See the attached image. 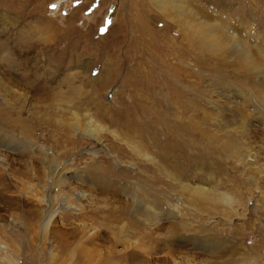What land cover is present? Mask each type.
<instances>
[{"label":"rangeland","instance_id":"1","mask_svg":"<svg viewBox=\"0 0 264 264\" xmlns=\"http://www.w3.org/2000/svg\"><path fill=\"white\" fill-rule=\"evenodd\" d=\"M153 3L0 0V133L11 138L0 140V264H97L109 250L120 259L107 264H174L178 253L214 264L227 255L212 258L195 245L216 239L232 250L260 247L264 262V75L259 65L242 68L234 43L264 55V0H177L185 21ZM199 32L218 34L223 45L207 47ZM137 35L156 56L147 80ZM152 101L170 115L180 106L189 113L185 155H161L148 132L119 117ZM233 121L244 122L246 136ZM86 126L99 141L83 135ZM256 153L253 171L248 157ZM50 160L65 178L91 179L100 202L90 208L47 178ZM194 188L218 201L194 199ZM143 207L160 214L156 227Z\"/></svg>","mask_w":264,"mask_h":264},{"label":"bare ground","instance_id":"2","mask_svg":"<svg viewBox=\"0 0 264 264\" xmlns=\"http://www.w3.org/2000/svg\"><path fill=\"white\" fill-rule=\"evenodd\" d=\"M152 2H154V6L160 11L162 12L163 14H169V12L171 13H179L181 15V18H179V21H185V18L182 16L184 15V10L183 9H180L178 8V6L175 4L177 2L173 1V0H151ZM187 2V1H186ZM192 10V9H191ZM188 12V11H187ZM197 13V12H196ZM195 13V14H196ZM186 14V13H185ZM193 14V13H192ZM177 18H178V15H175ZM176 17H173V20L176 18ZM200 17V15H199ZM201 20V19H200ZM199 20V21H200ZM204 20V19H203ZM202 20V21H203ZM140 22V21H139ZM221 23V22H220ZM227 23V22H226ZM143 24V23H142ZM233 24V23H232ZM186 26V25H185ZM189 26V25H188ZM230 26V25H229ZM225 27V26H224ZM227 27V26H226ZM233 27V26H232ZM234 28V27H233ZM190 29V28H189ZM235 29V28H234ZM139 31V30H138ZM195 33L197 34V30L195 29L194 30ZM137 32V31H135ZM227 32V31H226ZM138 33V32H137ZM141 33V32H140ZM250 33V32H249ZM139 34V33H138ZM229 34V33H228ZM199 35H200V41H202L207 47L209 46L214 48V49H220V46L223 45V42L220 41V38L221 36H218V34H215V35H210L209 32H199ZM235 35V34H234ZM138 37H136V42H135V50L134 51H139L140 52V55L139 57H141L143 60H142V63H139L138 64V70L139 71V76L141 78V80H147V78L152 75V73H155L157 72V66L155 64V61H154V57H150L149 55H151V52L149 50V48L151 47V43L150 41H147L146 39H144L143 37H141L140 35H137ZM227 36V35H226ZM141 38L142 39V42L140 43L139 45V42L137 40V38ZM134 38V37H133ZM139 38V39H140ZM225 38V37H224ZM230 38V37H229ZM235 38V37H234ZM244 38V37H243ZM227 39V38H226ZM233 39V37H232ZM248 39V37H247ZM223 40V38H222ZM229 41V40H228ZM231 41V40H230ZM254 41V40H253ZM264 42V40H263ZM235 44H237L238 46V49L236 51L237 52H241V54H237L236 56V59L238 60V63H240V65L242 66V68H244L246 71H252L255 70L256 71V67L257 65H259L258 67H261L262 69V72L260 71V73H263L264 75V55L261 54L257 57V56H253L251 54V49L250 47L252 48V44L250 45L249 47V43H244V44H240L239 42L237 41H234ZM263 44V43H262ZM133 46V45H132ZM129 47V46H128ZM131 48V47H130ZM228 49V48H227ZM232 49V48H231ZM128 50V49H127ZM231 53V52H230ZM156 54L153 53V55ZM258 54V53H256ZM152 58V59H151ZM126 59V58H125ZM131 62V61H130ZM123 63V62H122ZM130 64V63H129ZM261 64V66H260ZM150 66V67H149ZM146 67H149V69L147 70ZM161 67H165V64L162 65ZM258 72V71H257ZM262 75V74H261ZM190 76V75H188ZM181 77V75H180ZM186 78V77H185ZM184 77H182V79H185ZM8 82V81H7ZM149 83V81H147ZM173 82V81H172ZM187 82V81H186ZM45 83V82H44ZM188 83V82H187ZM190 83V82H189ZM11 85V84H10ZM46 88L43 87V90L39 89V91H43L45 92ZM147 92H148V89H147ZM232 94V93H231ZM174 95H176V92L175 91H171V93L169 94L170 97H174ZM180 95H182L180 93ZM221 96V95H220ZM224 98L226 99V106L224 108V111L228 112V115H230V113L234 116H230L232 119L233 117L236 118L235 114L232 113V110H231V107H230V104L233 103L230 101V98L229 96H224L222 95L221 98ZM228 97V98H227ZM178 97H175V98H169L170 100H173V101H176ZM149 101V100H148ZM173 101H171L173 103ZM188 101V100H187ZM189 102V101H188ZM187 102V103H188ZM231 102V103H230ZM175 104V103H173ZM183 104V103H182ZM159 105H162L161 103H157V102H154L152 101L151 104L149 105H139V108L138 106L135 108L133 107L131 112H132V115L129 114V113H121V115L119 116L121 118V120L125 123V125L127 127H133L135 129H140L138 130V133L142 136H145L148 132V134L151 136V139L153 138L155 140V143L158 148V151L161 155L164 156L163 153H169V152H175L177 153L179 156H183L185 155V151H184V147L186 145L187 142H189V133L186 132V127L188 126L189 127V121L186 122V119H187V115H189V113L185 110V109H182L181 106L178 107V108H174V111L176 112H173L172 115H170V113H167L166 110H164L163 107H160ZM148 106V107H146ZM185 106V105H184ZM187 107V106H186ZM254 110V109H253ZM219 112H221V109H219ZM144 113H145V116L148 114L150 115V117H148L149 120H145L144 122V125L143 127H141L142 123L140 124L139 126V122H140V119H142V117L144 116ZM147 113V114H146ZM147 115V116H148ZM258 115V114H257ZM133 116V117H132ZM243 116V115H242ZM144 118V117H143ZM201 118V117H200ZM179 121H177V120ZM258 119V118H257ZM235 120V119H234ZM237 120V119H236ZM149 121V122H148ZM195 124V123H194ZM233 125H236L238 127L239 130H242L244 136H246L245 134V125H244V122H241V121H233L232 122ZM1 125V124H0ZM149 125V126H148ZM196 125V124H195ZM258 125V124H257ZM148 126V127H146ZM95 128H98L97 130L99 129H103L102 126L100 125H94ZM158 127L161 128V133L159 132L158 130ZM6 128V127H5ZM76 130H79L78 127H75ZM85 131L83 130V135L87 136V137H93L95 138L97 141H99V138H98V135L97 133L95 132L94 129L90 128L89 126H86L85 127ZM8 129V128H7ZM134 130V129H133ZM142 131V132H141ZM237 131V130H236ZM146 133V134H145ZM237 133V132H235ZM240 134H242L241 132H239ZM145 134V135H144ZM161 134L163 135V141L160 140V136ZM203 134H205V132H203ZM239 135V134H238ZM243 137V136H242ZM248 137V136H247ZM140 138V137H139ZM238 138V136H237ZM9 139L10 136L7 135V134H2L0 133V140H3L4 142H8L9 143ZM128 139V138H127ZM14 141V140H13ZM134 141V140H133ZM132 141V142H133ZM10 142H12L10 140ZM234 142V141H233ZM138 143V142H137ZM232 143V142H231ZM134 146V151L137 153L139 150L135 147V143H133ZM142 144V143H141ZM7 148V147H6ZM189 149V148H188ZM231 149V148H229ZM251 151V150H250ZM249 151V152H250ZM256 152V151H255ZM260 154V152L258 153ZM257 153L256 154H252L253 157H251L249 155L248 158H250V167L253 171H258V169L256 168V166L258 165V161L261 160V158L259 159H255L254 157L256 155H258ZM146 156V155H144ZM259 157V156H257ZM147 158V157H146ZM245 158V157H244ZM246 159V158H245ZM264 160V157L262 158ZM0 161L2 162V159H0ZM51 162H49L48 164L46 163L47 161H42L43 164H47L46 167L44 168L45 170V176L47 178L49 177H52L54 180V182H58L59 184L63 185L64 187L66 186L67 187V192H70L68 194L71 195V190H72V194L74 193V195L76 196V198L78 200H85L86 202V205L89 206L91 208V203H95V204H98V201L96 199V196L95 195H91V186H92V181L91 179L89 180H86L83 181L80 179V175H78L76 177L75 174H71L68 178H65L63 177V175L61 174V170L59 168V163L56 162L55 160H50ZM4 162V161H3ZM245 162L242 158L241 160V163ZM248 162V161H246ZM161 165V164H160ZM182 166V165H181ZM161 167H166L164 165H161ZM165 175L174 180L175 178V174H173L171 171L165 169ZM78 173V172H77ZM262 173H258V178H262ZM1 176V175H0ZM264 177V176H263ZM51 180V179H50ZM49 180V181H50ZM77 182V183H76ZM253 182L256 183V180L253 179ZM88 184L86 187H90L88 189H83L82 185L83 184ZM75 184V185H73ZM194 191V199H196L197 197H205V198H208L210 201H218L217 198H215V196L212 195L211 191L209 190H205L203 188H194L193 189ZM216 199V200H215ZM222 202L225 200L224 199H220ZM137 201V200H136ZM135 203V202H134ZM218 204V203H217ZM221 204V203H219ZM94 205V204H93ZM138 205V204H137ZM227 205V204H226ZM225 205V206H226ZM221 206V205H220ZM223 206L222 204V207H225ZM227 207V206H226ZM230 207V206H229ZM144 208V207H143ZM221 208V207H220ZM136 212H133L137 217H138V214H140L136 209H134ZM233 210V209H232ZM123 211V209H122ZM124 211H125V208H124ZM150 209L149 208H144V215L145 214H150L152 216V218L150 219V221L146 220L147 218H145L146 221H148V223H153L155 225V223H159L160 222V214L159 213H150L149 212ZM235 212V211H234ZM127 213V212H125ZM135 216V217H136ZM48 217V216H47ZM143 219V218H142ZM141 221V220H140ZM143 222V221H142ZM156 224V225H157ZM155 225V227H156ZM121 242L125 243L127 242V240H124L122 239ZM222 243L216 239V242L215 243H206V244H202V243H198V245H195V247H202V250L203 251H206L208 252L209 255H211L210 257L212 258H222V255H227L228 259H225L223 261H220L219 263H214V264H261V262H263V260L261 259V257H258L257 256V252H255V250H258L260 251V247L259 248H256V247H250V248H243L242 251H239V248L238 249H234L232 250V247L230 246H222L221 245ZM132 245V244H131ZM127 246V245H126ZM194 247V248H195ZM246 247V246H245ZM124 255V254H123ZM122 255V256H123ZM82 256V255H81ZM178 258H175L173 259V263L174 264H197L193 261L192 258H190L189 256L187 255H179L178 253ZM52 257V256H51ZM84 257V256H83ZM97 257L95 259V263L97 264H100V263H106L109 262V260H111V258H114V257H118L117 254H113L111 255L110 253V250L103 253V254H100V255H97L95 256ZM79 257H77V260H78ZM119 258V257H118ZM126 258V257H125ZM120 259V258H119ZM259 261V262H258ZM78 263V261H76ZM205 262V261H204ZM203 262V263H204ZM76 263V264H77ZM202 263V262H201ZM264 263V262H263Z\"/></svg>","mask_w":264,"mask_h":264},{"label":"snow or ice","instance_id":"3","mask_svg":"<svg viewBox=\"0 0 264 264\" xmlns=\"http://www.w3.org/2000/svg\"><path fill=\"white\" fill-rule=\"evenodd\" d=\"M53 7H55V5H53Z\"/></svg>","mask_w":264,"mask_h":264}]
</instances>
